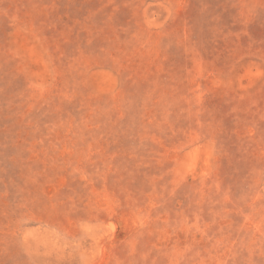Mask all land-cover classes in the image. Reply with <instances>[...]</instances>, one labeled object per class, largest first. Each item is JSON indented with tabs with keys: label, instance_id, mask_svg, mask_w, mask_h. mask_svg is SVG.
I'll use <instances>...</instances> for the list:
<instances>
[{
	"label": "rangeland",
	"instance_id": "1",
	"mask_svg": "<svg viewBox=\"0 0 264 264\" xmlns=\"http://www.w3.org/2000/svg\"><path fill=\"white\" fill-rule=\"evenodd\" d=\"M0 264H264V0H0Z\"/></svg>",
	"mask_w": 264,
	"mask_h": 264
}]
</instances>
